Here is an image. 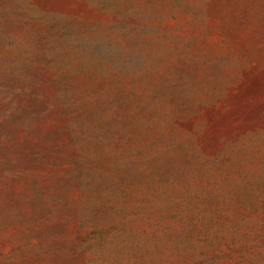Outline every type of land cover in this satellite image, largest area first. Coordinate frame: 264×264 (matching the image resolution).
I'll list each match as a JSON object with an SVG mask.
<instances>
[{
    "label": "rangeland",
    "instance_id": "rangeland-1",
    "mask_svg": "<svg viewBox=\"0 0 264 264\" xmlns=\"http://www.w3.org/2000/svg\"><path fill=\"white\" fill-rule=\"evenodd\" d=\"M0 264H264V0H0Z\"/></svg>",
    "mask_w": 264,
    "mask_h": 264
}]
</instances>
